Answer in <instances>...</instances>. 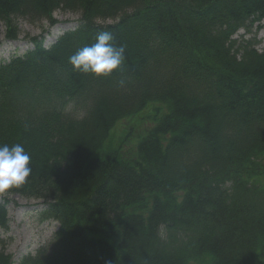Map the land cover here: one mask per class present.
<instances>
[{"label": "trees", "instance_id": "1", "mask_svg": "<svg viewBox=\"0 0 264 264\" xmlns=\"http://www.w3.org/2000/svg\"><path fill=\"white\" fill-rule=\"evenodd\" d=\"M57 8L74 30L0 60V145L21 144L32 169L0 192V227L2 193L57 223L17 264H264V51L233 38L264 0H0L6 40ZM102 31L122 64L73 70ZM0 264H14L1 240Z\"/></svg>", "mask_w": 264, "mask_h": 264}, {"label": "rangeland", "instance_id": "2", "mask_svg": "<svg viewBox=\"0 0 264 264\" xmlns=\"http://www.w3.org/2000/svg\"><path fill=\"white\" fill-rule=\"evenodd\" d=\"M53 17L57 23L53 29L50 28L51 31H49V22L47 20L21 17L15 19L19 35L18 39L13 43H9L4 39L5 26L0 21V60L7 59L12 54L11 48L15 45H20L18 49L22 50L25 47L24 42L28 38L39 37L44 34V45H50L54 42V40H51L53 30L60 27L73 28L75 26L73 23L78 18V15L75 12L57 8L53 12ZM114 21V19L98 20V22L104 23ZM46 31H49V34ZM255 31L256 29L253 27L251 34H255ZM241 33L243 32L241 31L239 35ZM260 35L261 32H259L258 36L260 37ZM258 48L263 49V45L258 46ZM128 126V122L125 121L117 124L113 130L116 142H118L122 130H125ZM2 194L9 199L7 204L8 228L0 229V240L5 245V252L12 257L13 262H18L22 256L33 254L38 246L44 244L51 237L56 226L54 222L46 220L41 215L42 206L39 205L41 200L26 198L18 194Z\"/></svg>", "mask_w": 264, "mask_h": 264}, {"label": "clouds", "instance_id": "3", "mask_svg": "<svg viewBox=\"0 0 264 264\" xmlns=\"http://www.w3.org/2000/svg\"><path fill=\"white\" fill-rule=\"evenodd\" d=\"M111 32L98 33L96 42L86 45L69 57L73 70L106 76L117 69L125 59L124 47L114 46ZM30 154L21 144L0 145V192L19 187L26 182L32 169Z\"/></svg>", "mask_w": 264, "mask_h": 264}]
</instances>
